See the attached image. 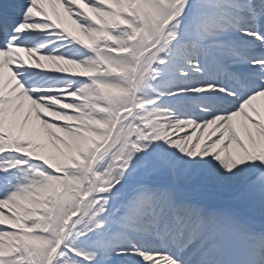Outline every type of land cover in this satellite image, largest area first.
<instances>
[{
	"label": "snow or ice",
	"instance_id": "1",
	"mask_svg": "<svg viewBox=\"0 0 264 264\" xmlns=\"http://www.w3.org/2000/svg\"><path fill=\"white\" fill-rule=\"evenodd\" d=\"M0 264H264V0H0Z\"/></svg>",
	"mask_w": 264,
	"mask_h": 264
}]
</instances>
